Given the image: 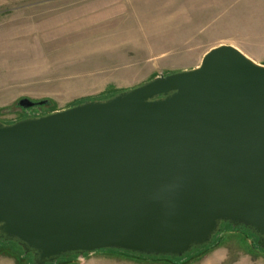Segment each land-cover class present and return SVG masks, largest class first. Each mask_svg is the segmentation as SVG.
I'll use <instances>...</instances> for the list:
<instances>
[{
    "label": "water",
    "instance_id": "95a60500",
    "mask_svg": "<svg viewBox=\"0 0 264 264\" xmlns=\"http://www.w3.org/2000/svg\"><path fill=\"white\" fill-rule=\"evenodd\" d=\"M226 225L264 247V65L232 45L110 98L0 122V243L32 264L184 260Z\"/></svg>",
    "mask_w": 264,
    "mask_h": 264
},
{
    "label": "rangeland",
    "instance_id": "374dc122",
    "mask_svg": "<svg viewBox=\"0 0 264 264\" xmlns=\"http://www.w3.org/2000/svg\"><path fill=\"white\" fill-rule=\"evenodd\" d=\"M220 45L264 65V0H0V122L192 70ZM23 99L46 104L27 110ZM197 251L182 261L101 252L68 264H264L260 240L230 225ZM31 259L0 247V264Z\"/></svg>",
    "mask_w": 264,
    "mask_h": 264
},
{
    "label": "trees",
    "instance_id": "16d2710c",
    "mask_svg": "<svg viewBox=\"0 0 264 264\" xmlns=\"http://www.w3.org/2000/svg\"><path fill=\"white\" fill-rule=\"evenodd\" d=\"M112 96H114V94H112V95H110L108 98H110V97H112ZM0 247L2 248V249H12V250H14L15 252H19V253H21V255L23 256V252H22V250L21 249H19L15 244H13V243H9V244H3V243H0ZM210 247V245L207 247H203V248H201V249H199L200 251H205L207 248H209ZM119 253V252H118ZM193 253H196V254H199V251H194ZM192 253V254H193ZM192 254H190V255H192ZM127 255V254H126ZM76 256H71V257H69V258H64V259H61L59 262H58V264H68V263H72V262H76ZM188 258V257H187ZM151 259H154V260H166V259H173V258H169V257H161V258H151ZM175 260L176 261H182V259H176L175 258ZM182 262H176V264H181Z\"/></svg>",
    "mask_w": 264,
    "mask_h": 264
},
{
    "label": "bare ground",
    "instance_id": "6f19581e",
    "mask_svg": "<svg viewBox=\"0 0 264 264\" xmlns=\"http://www.w3.org/2000/svg\"><path fill=\"white\" fill-rule=\"evenodd\" d=\"M94 32V31H93ZM109 37V36H108Z\"/></svg>",
    "mask_w": 264,
    "mask_h": 264
}]
</instances>
